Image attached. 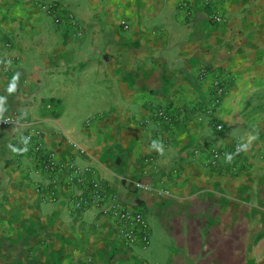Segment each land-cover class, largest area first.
Listing matches in <instances>:
<instances>
[{"label":"crops","instance_id":"crops-1","mask_svg":"<svg viewBox=\"0 0 264 264\" xmlns=\"http://www.w3.org/2000/svg\"><path fill=\"white\" fill-rule=\"evenodd\" d=\"M45 1L0 0V111L15 119L0 124V264H264V0H57L60 23ZM214 69L222 131L196 113ZM36 130L69 164L50 178L15 166ZM236 142V171L206 167L212 144ZM50 179L56 201L37 190ZM70 181L102 197L68 207ZM114 202L144 209L148 247L122 242Z\"/></svg>","mask_w":264,"mask_h":264},{"label":"built area","instance_id":"built-area-1","mask_svg":"<svg viewBox=\"0 0 264 264\" xmlns=\"http://www.w3.org/2000/svg\"><path fill=\"white\" fill-rule=\"evenodd\" d=\"M208 2V1H207ZM181 7L187 10V14H190L194 10L193 6L187 2H182ZM42 9L54 15V21L56 23L61 22L60 15L58 13L60 5L57 0H46L42 5ZM227 16L223 13L214 12L209 16V20L212 23L219 24L226 20ZM73 24L76 23L75 19H72ZM124 28H129V24L125 21L122 22ZM207 72V69H203ZM213 80L208 90L207 102L196 110L197 118L200 121H206L208 126L213 127L216 131H222L224 129L223 123L217 119V110L222 103L223 97L228 89V76L221 70L214 69ZM48 108L52 105L48 104ZM151 116L158 125L163 129L164 126H173L177 121L176 115L165 107H151ZM15 122L14 117L10 114L0 111V124H13ZM161 129V132H162ZM18 159L15 161L16 167L27 165L30 170V174L34 177H48L50 178L56 171L63 170L69 167L68 163L60 162L53 151L45 149L41 139L40 131L36 130L35 133L27 131L23 136L17 139ZM209 152L205 165L208 168H229L231 171H236V160L241 157L244 152V145L241 142H236L229 147H222L218 144H212L209 147ZM83 151V150H82ZM67 186L73 187L74 191L67 201L69 207L70 204L74 206L84 208L92 203H98V199L102 197V194L98 190V185L90 189L91 196L87 195L88 188H84L83 185L78 186L73 181L66 183ZM129 185L135 188H141L144 190H155L157 194H168L169 190L164 188H154L150 184L144 183L140 180H129ZM59 183L53 179L46 184L37 181L38 192L49 190L52 194L54 201L58 200L57 187ZM104 212L113 215L118 220L119 232L122 242L130 247H148L150 244L149 234V219L145 214V211L140 206L134 208L122 206L118 202H114L111 207L104 210Z\"/></svg>","mask_w":264,"mask_h":264}]
</instances>
